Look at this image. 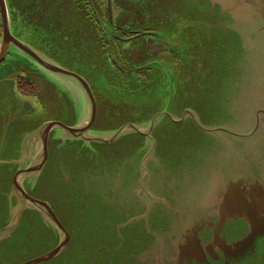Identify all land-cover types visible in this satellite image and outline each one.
Listing matches in <instances>:
<instances>
[{
    "label": "water",
    "instance_id": "obj_1",
    "mask_svg": "<svg viewBox=\"0 0 264 264\" xmlns=\"http://www.w3.org/2000/svg\"><path fill=\"white\" fill-rule=\"evenodd\" d=\"M166 1L129 27L158 38L140 47L152 86L130 100L108 70L97 85L14 32L0 0V64L53 115L0 131V254L25 221L41 241L15 264H264V0ZM154 87L165 95L156 89L161 106L145 112ZM167 127L199 134L176 169L157 153Z\"/></svg>",
    "mask_w": 264,
    "mask_h": 264
},
{
    "label": "rangeland",
    "instance_id": "obj_2",
    "mask_svg": "<svg viewBox=\"0 0 264 264\" xmlns=\"http://www.w3.org/2000/svg\"><path fill=\"white\" fill-rule=\"evenodd\" d=\"M7 1L13 21L12 23L14 32L16 29L26 32L28 34L27 38L30 42L41 47L43 50L48 51L49 56L59 62L62 66L69 69H75L76 67L81 68V66L84 65L86 67L84 70L85 76L86 73L89 74L91 82L95 80L97 85L106 84L104 72L105 70H108V63L105 57L102 55L101 40L99 38L97 28L92 22H90L88 18L85 17V13L76 9L74 0ZM125 1H127L125 3L126 8L121 6L122 12L117 18V26H122L123 24L125 29L134 26L135 23H133L132 20H136V18L146 9V6L148 9H150V14H153L155 10H157V6H163L165 8V6L168 5V1L166 0ZM52 19H55L56 23H51L48 25L45 22ZM98 24L99 26L101 25L100 23ZM140 47L130 52V55L126 60V65H124L122 69L123 80L125 79L129 85L126 86L120 84L116 78L111 75L112 80L115 82L113 86L115 88H120L122 92H127L129 96H131L130 100H132L134 97H142L139 95L135 96L137 92L135 94L134 92L138 88H146L144 84L150 82L153 79V75L151 74L152 71H148L145 67L146 61H143L144 54L142 50H140ZM75 60L79 61L76 64H73L76 62ZM131 68H138L139 70L136 72ZM15 73L17 72H14L13 68L7 63L0 67V131H3L6 128V122L16 120L18 117H29L30 115V117H32L34 114H36V117L53 118V115L51 113H47L45 108H42L41 105V110L39 108H35L33 100L26 98L24 101L17 96V91L15 88L16 82L10 79L12 78L11 75H14ZM137 73H141V75L144 76V78L142 77L141 81H136ZM96 74L99 76L96 79L92 78V76ZM150 85L152 86L151 82ZM158 88L161 90V96L165 95L163 87H154L153 94L150 95L151 97L146 101L144 108L145 112H147L149 109L156 111L161 106L162 99L156 92V89ZM154 94H156L158 97L154 96ZM129 96L126 95L122 99L129 100ZM216 98L219 101L220 97L218 93ZM137 103L139 108H143L141 105L142 101H137ZM218 106H220V103L216 104V107ZM200 111L208 114L211 111V106L200 105ZM144 116H146V114H144ZM169 131L176 130L167 127V129L165 128L159 132L160 136L161 134L162 136L164 135V138L157 150V153H160L162 156L166 157L167 162L172 166L171 168L176 169L178 161L181 158L191 155L193 150L189 145L196 141L199 134L193 131V128L192 130L189 128L182 129V131L185 132H181L179 134H173ZM7 139H9L8 141L10 142L11 139H14V137L10 138L8 136ZM201 139L206 146L212 145V142H210L207 138L202 137ZM122 150L124 151V149ZM131 152L132 151L130 147H128L126 155ZM2 177L5 179L7 178L5 174H3ZM52 198L57 200V196ZM52 198L51 202L54 204L55 202ZM9 206L10 203L8 198H6L5 190L0 187L1 221L6 217ZM68 221H72V218L69 217ZM24 223L21 224L23 229L18 231L12 237L13 239H18L19 244L16 245L14 243L4 252V254H0V264H15L18 261H29L30 259L32 260V258L34 259V257L37 255L38 249H35L34 245H39L41 241L38 236H33L24 232V230H26L24 228ZM36 227H39V225L36 224L35 228ZM68 227L71 228L70 222ZM38 229L40 231L44 230L40 228ZM41 240H44L45 244L48 245L49 238H47L48 242L43 236ZM52 264H59V260L53 262Z\"/></svg>",
    "mask_w": 264,
    "mask_h": 264
},
{
    "label": "flooded vegetation",
    "instance_id": "obj_3",
    "mask_svg": "<svg viewBox=\"0 0 264 264\" xmlns=\"http://www.w3.org/2000/svg\"><path fill=\"white\" fill-rule=\"evenodd\" d=\"M126 2L125 0H74L76 9L85 13V17L97 28L101 40L102 55L108 63V70L120 84L127 86L129 84L125 79L123 80L122 69L126 65L130 52L138 49L146 41L157 40L158 38L149 30L125 29L123 24L122 26H117V18L122 12L121 6L126 8ZM5 63L2 62L0 67ZM11 77L10 79L16 82L17 96L24 101L26 98L33 100L34 107L41 110L37 89L33 86L35 91L29 90V94H25L20 90L21 86L19 85L22 82L21 78H25L24 75L22 73H15ZM142 77L144 78L141 73H137L136 81H141Z\"/></svg>",
    "mask_w": 264,
    "mask_h": 264
},
{
    "label": "trees",
    "instance_id": "obj_4",
    "mask_svg": "<svg viewBox=\"0 0 264 264\" xmlns=\"http://www.w3.org/2000/svg\"><path fill=\"white\" fill-rule=\"evenodd\" d=\"M22 82L19 84L20 90H22L25 94H29V90L35 91L32 83L29 80H26L25 78H21Z\"/></svg>",
    "mask_w": 264,
    "mask_h": 264
}]
</instances>
